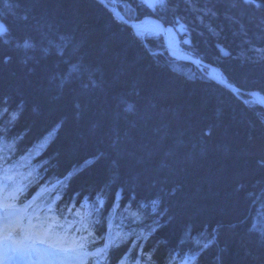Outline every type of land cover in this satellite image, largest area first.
<instances>
[{
    "label": "trees",
    "instance_id": "1",
    "mask_svg": "<svg viewBox=\"0 0 264 264\" xmlns=\"http://www.w3.org/2000/svg\"><path fill=\"white\" fill-rule=\"evenodd\" d=\"M107 1L129 20L175 27L179 18L188 51L243 92L264 95V8L167 0L153 11L139 0ZM0 22L8 28L0 109L18 112L11 123L0 114V129L26 146L48 144L47 177H63L70 196L94 205L86 224L100 239L116 207L112 237L150 235L151 264L187 250H203L196 264H264L260 105L173 60L163 36L143 38L98 0H0ZM71 65L79 70L69 75Z\"/></svg>",
    "mask_w": 264,
    "mask_h": 264
},
{
    "label": "snow or ice",
    "instance_id": "2",
    "mask_svg": "<svg viewBox=\"0 0 264 264\" xmlns=\"http://www.w3.org/2000/svg\"><path fill=\"white\" fill-rule=\"evenodd\" d=\"M103 3L104 0H101ZM140 4L144 7H147L153 11L159 8L167 7V0H139ZM243 3L246 5H252L257 8H264V0H243ZM163 28V25H160ZM175 27L181 32H186L187 27L179 18L175 22ZM168 32L172 31V28L169 27L165 29ZM8 32V28L5 24L0 22V37L4 36ZM184 43L189 44V40H185ZM27 42H25L24 47H30ZM222 54L227 55L228 53L221 49ZM9 58H5L7 62ZM199 63V61H196ZM77 65H71L69 67L68 74L71 75L73 72L78 71ZM233 91H237L233 89ZM249 95L253 97H258V93H250ZM258 102V101H254ZM6 103V101H5ZM129 110H131V105H129ZM0 114H9L10 120L9 123L18 119V112L8 113L6 107L0 109ZM5 131L0 129V132ZM3 140V137H0V141ZM2 152V149H0ZM4 157L0 154V160H3ZM0 171H3V177L0 178V264H21V261L30 262V264H40L41 261L51 260L57 256H68L74 255L78 258V264H87L85 257L92 256H102L104 255V264H108L107 256L105 255L112 247H118L119 244L125 241L128 237V234L116 233L115 236L107 239L103 247H98L94 252L89 253L87 251L88 247L91 244L97 242L99 237H96L95 230L89 225H84V230L87 231V235L80 236L78 239L73 238L71 244L68 247H64L61 244L53 240V237L56 236V228H64L63 224H60L57 220V217L53 214L51 216V222L47 217L41 219L38 212L34 210L33 213H29V209L33 208L35 204V197L24 203L22 206L18 203L21 200L26 185L16 181L15 176L10 175L9 172L11 169L0 168ZM28 176H32V172L28 173ZM27 179V177H25ZM51 191V189H49ZM119 195V194H117ZM57 200L60 199V196L57 195ZM86 203V201H85ZM103 199L99 195L97 196V204L100 207H103ZM153 207L155 208L156 201H153ZM118 206V205H117ZM69 207L67 211L71 214L73 208ZM129 214L134 218V222H140L143 217L137 211H131V205L128 208ZM53 209L49 207V213H52ZM76 216H80V212H75ZM35 216L36 223H33V217ZM27 220V223H25ZM83 221V217H81ZM99 221H97L98 223ZM47 225V227H45ZM72 224H68V228L64 229L65 233L71 229ZM79 231V230H78ZM109 231L111 228L109 227ZM151 231H155V228H152ZM150 234V233H149ZM141 236L144 239H147V236H144L141 233ZM91 238V239H90ZM59 239V237H57ZM211 241L202 245V248L206 249L210 246ZM135 247V243L133 244ZM140 254L146 255L147 260H151V253H143V248H140ZM119 264H126V261L122 258ZM139 264V261H137ZM168 264H176V260L170 256ZM180 264H187V261L184 258H180Z\"/></svg>",
    "mask_w": 264,
    "mask_h": 264
},
{
    "label": "water",
    "instance_id": "3",
    "mask_svg": "<svg viewBox=\"0 0 264 264\" xmlns=\"http://www.w3.org/2000/svg\"><path fill=\"white\" fill-rule=\"evenodd\" d=\"M101 1V0H100ZM104 3L107 5V7L111 10V12L117 17V19H119L121 22H123V23H125L126 25H128V26H130V27H133V28H135L136 29V31H138V28L139 27H141V26H144L145 24H148V23H156V24H158L159 25V27H160V25H163V28H161L160 30L163 32V34H164V37H165V41H166V44H167V46H168V48H169V50L171 51V52H173V53H176V55H181V56H183V57H185V58H188L189 56H186V55H184V54H181V52L180 51H178L176 48H173L172 47V45H173V42L171 41V40H169V38H168V31H166L165 29H167V28H169V27H166L162 22H160L159 20H157V19H153V18H149L148 20H142L141 22H130V21H127L124 17H122L121 15H119L118 14V12L116 11V10H114V8L112 7V6H110V5H108L106 2H105V0H104ZM148 21V22H147ZM172 31H173V29H172ZM172 42V45L170 44ZM226 52V51H225ZM229 54V53H228ZM228 54L227 55H224L223 54V56H228ZM190 61H192L194 64H196V65H199L200 64V61L199 60H197V59H192V58H190L189 59ZM196 61H199V63H196ZM212 77V76H211ZM213 78V77H212ZM231 89H233L232 87H231ZM262 99H263V105H264V97L262 96Z\"/></svg>",
    "mask_w": 264,
    "mask_h": 264
},
{
    "label": "rangeland",
    "instance_id": "4",
    "mask_svg": "<svg viewBox=\"0 0 264 264\" xmlns=\"http://www.w3.org/2000/svg\"><path fill=\"white\" fill-rule=\"evenodd\" d=\"M98 1H100V0H98ZM101 2V1H100ZM105 2L108 4V5H110V6H112L113 8H114V10H116V11H120V9L118 8V6H117V4H116V2H114V4H111L110 2H108L107 0H105ZM102 3V2H101ZM104 6H106L107 7V5L103 2L102 3ZM109 9V8H108ZM110 10V9H109ZM111 11V10H110ZM120 13V12H119ZM122 16H124L125 17V15L121 12L120 13ZM115 16V15H114ZM156 27V28H155ZM157 27H158V25L156 24V26H153V27H150V26H144L142 29L143 30H146L145 32H148L149 33V35H155V34H161L162 36H163V33L161 32V30L160 29H157ZM148 28H150V29H148ZM157 29V30H156ZM178 32V31H177ZM179 33V32H178ZM180 35V34H179ZM187 37V36H186ZM185 37L183 36V39L182 40H185L184 39ZM188 38V37H187ZM163 39H165V37L163 36ZM187 46H190V44H186ZM184 68V67H183ZM197 70H199L200 72H202L203 70H201L200 69V66H197ZM261 237V236H260ZM262 237H264V236H262Z\"/></svg>",
    "mask_w": 264,
    "mask_h": 264
},
{
    "label": "bare ground",
    "instance_id": "5",
    "mask_svg": "<svg viewBox=\"0 0 264 264\" xmlns=\"http://www.w3.org/2000/svg\"><path fill=\"white\" fill-rule=\"evenodd\" d=\"M144 26H150V27H153L152 26V24H145ZM130 27V26H129ZM156 28V27H155ZM133 29V28H132ZM172 32H170V34L168 35V38H169V40H172ZM171 45H172V42L170 43ZM178 44H174V45H172V47L174 46L175 48H176V46H177ZM173 47V48H174ZM33 148V142H31L30 144H29V149L31 150ZM47 173H49V174H54V171H52V170H50V169H48L47 171H46ZM102 188V187H101ZM93 194V193H92ZM263 216H264V214H263ZM251 220H253V221H255V220H257V218L256 217H254V216H252L251 217ZM263 220H264V217H263ZM250 224H252V223H250ZM259 236H262V235H259ZM143 253H145V254H147V253H151L150 251H146V250H144L143 249ZM140 255V257H142L143 259H147V256L146 255H141V254H139Z\"/></svg>",
    "mask_w": 264,
    "mask_h": 264
}]
</instances>
